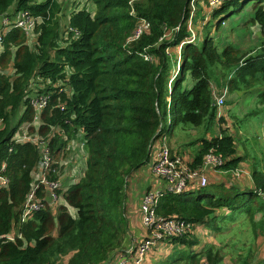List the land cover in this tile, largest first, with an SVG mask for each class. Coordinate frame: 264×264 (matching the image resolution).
I'll list each match as a JSON object with an SVG mask.
<instances>
[{"label": "trees", "instance_id": "trees-1", "mask_svg": "<svg viewBox=\"0 0 264 264\" xmlns=\"http://www.w3.org/2000/svg\"><path fill=\"white\" fill-rule=\"evenodd\" d=\"M69 1L0 0V15L14 10L39 20L32 43L20 28L3 34L0 176L8 183L0 186V264H64V258H68L65 264L107 262L130 247H126L124 191L136 171L147 164L152 171L155 143L166 145L170 159L178 160L188 172L200 170L209 154L222 161L216 171L233 172L245 159L235 156L237 138L222 129L225 120L217 115L214 88L228 94L255 91L258 104L264 105V0H257L249 21L261 29L263 41L243 57L231 46L219 51L212 37L200 46L186 42L190 0H81L67 9ZM238 4L239 0H228L213 10L214 27ZM141 21L148 30L131 41ZM66 28L76 30L77 38ZM166 32L171 34L168 39ZM181 43L177 66L167 49ZM59 81L66 93L57 87ZM41 93L49 95L48 104L37 129L31 126L29 132L50 136V154L58 164L66 159L68 141L82 130L84 173L66 191H58L64 205L51 208L45 201L22 220L39 154L32 144L15 143L13 137L23 124L33 121L28 99ZM255 114L252 111L244 119ZM52 128L61 132L51 135ZM193 130L192 140L179 143L175 150L170 147L175 131L185 139ZM187 148L192 160L183 165L178 156ZM250 178L253 189L208 183L183 194L160 195L157 217L183 221L191 230L193 225H206L217 237V244L203 247L190 240L192 231L167 239L162 244L183 245L186 251L169 256L166 264L256 263L254 241L264 229V206L258 202L264 193V167H252ZM235 216L240 224L232 229L240 238L222 236ZM246 227L251 229L250 239L241 238Z\"/></svg>", "mask_w": 264, "mask_h": 264}, {"label": "built area", "instance_id": "built-area-1", "mask_svg": "<svg viewBox=\"0 0 264 264\" xmlns=\"http://www.w3.org/2000/svg\"><path fill=\"white\" fill-rule=\"evenodd\" d=\"M228 0H207L206 6L209 12L216 10L219 6ZM202 0H190L188 21L186 24L189 37L187 43H195L196 33L193 30V24L196 21L198 8L203 6ZM11 12L0 15V47L2 48L4 35L12 29L20 28L25 31L27 38L32 39L34 36V30L39 24V20L31 17L28 12L14 13ZM12 15V16H11ZM177 29V28H176ZM148 30V24L144 21L139 22L136 26L131 41L137 40L144 32ZM73 33V38L76 39L78 32L66 28V33ZM171 35L170 32L165 33V38ZM183 43L180 44L181 47ZM64 85L68 82L66 78ZM62 81L58 82L60 92L66 93L67 90L62 87ZM49 95L37 94L31 95L28 99V105L32 108L34 117L31 123L23 124L13 137L15 143H30L32 144L39 154V160L35 169L31 173L33 179L30 192L28 193L22 211V220L27 219L32 213L38 211L43 207L44 202L51 208L59 205L61 200L60 192L66 191V186L78 182L82 177L84 171L83 166L80 167L76 161V155L81 154L80 150L84 149V133L82 130L75 134L74 138L68 141L65 147V161L60 163L55 162L50 154L49 140L50 136L42 137L37 131L34 133L29 132L31 126L37 127L40 124V114L45 110L48 104ZM224 95L214 97V104L216 108L224 106ZM60 111L65 110L64 105H60ZM69 124V120L65 122ZM58 131L56 128L51 129V135L54 131ZM63 138L65 136L63 135ZM156 145V153L153 158L152 171L156 177L161 178L165 182V190L167 193L173 195L183 194L189 191L192 187L191 179H197L196 184L198 187H205L208 182L206 177L201 175V171L188 172L183 167L179 166L178 160H171L166 145L158 147ZM70 153V156L67 155ZM58 167H56V165ZM85 164V159H84ZM222 164L219 157L209 154L205 158L204 166L214 169L216 166ZM62 172V173H61ZM7 179L0 176V186H7ZM43 192L42 197L38 196V192ZM264 200V193L261 195ZM156 199L153 195H145L142 205L140 207V216L144 229L146 230L145 239L136 245H131L128 249L119 252L121 257L119 261L114 259L108 260L103 264H143L145 257L153 249L154 246L164 243L169 238H179L188 234L191 231V226L183 221L176 219H164L157 217L155 214ZM11 240V237H8ZM129 257L132 260H129Z\"/></svg>", "mask_w": 264, "mask_h": 264}, {"label": "crops", "instance_id": "crops-1", "mask_svg": "<svg viewBox=\"0 0 264 264\" xmlns=\"http://www.w3.org/2000/svg\"><path fill=\"white\" fill-rule=\"evenodd\" d=\"M92 8V11H94V7ZM210 13L211 12L207 10L206 3H204L203 6L198 9V14L196 16L195 21L197 23V25L195 26L197 31V26H199V24H205L210 21V18L207 17ZM248 18L249 22L252 18V12H249ZM252 28L258 30L260 29L259 27L254 25ZM203 31L204 28L200 31V35ZM213 40L218 46V50L221 51L223 48L219 46L218 42L214 38ZM175 48H178L177 54L172 55L170 52V48L167 49V54L173 62H176L178 66L181 60L180 54L182 47H180V49L179 46ZM171 49L173 50L174 48ZM175 72L176 71H172V74H175ZM221 95H224L225 103L224 106H222L221 108H217V115L218 117H222L225 120V123L222 125V129L225 131V133L227 135L235 136L237 138L235 156L242 157L247 160L248 157L247 155H245V152L251 151L253 152L252 155L254 154V152H256L258 158H264V108L263 105L258 104V97L255 91L228 94L224 89L214 88L213 98L219 97ZM227 99L228 102L226 103ZM252 111H256V114L251 117L253 118L251 120L253 124V136H251V133H245L242 135V131L238 127H233L232 123L237 125V120H242L246 115H248ZM213 132L215 135L218 134V127H215L213 129ZM188 134L191 136V138L185 137L184 139L180 135V133L175 135L171 139L170 147L175 150L176 146L179 143H184L188 139L192 140L196 135V131H190L189 133H187V135ZM210 138V135H207V139L210 140ZM151 150V158H154L156 153V145H154ZM191 158L192 153L188 148L184 150L183 155L180 154L178 156V159H180L183 165L189 164L192 160ZM262 166L264 167V161H262L261 165H258L257 168H262ZM199 171H201L202 176L207 175L206 177L208 179L209 184H226L227 186H235L239 190L253 189V185L250 178V166L246 162L240 163L239 167L233 172H221L218 170L216 171L215 169L204 166V163ZM197 188L198 186L197 184H195L190 190H196ZM165 192V182L161 178H158L153 174V172L151 171V164L145 165L130 176L124 191L125 198L123 205L128 230L126 239L127 248L131 245H134L135 247L145 239L146 230L142 225L140 216V207L142 205L145 195L151 194L157 201L160 195ZM260 199L262 201V206H264V200L262 198ZM69 210H71L69 211L70 214L72 216H75V211L70 208ZM258 219L259 217L257 218V220ZM209 229L210 228L206 225H193L191 230L192 232L190 234V240H195L199 244L198 246L202 247L205 244H217V239H214V237H216L215 233L210 232ZM207 236H211V239L208 240L209 242L205 239ZM254 245L256 247V249H254L258 252L257 258L255 259V264H264V229H262L261 232H259L256 236ZM180 251H186L183 245H178L176 247L174 244L172 246L167 244L166 246L165 244L156 245L145 257L143 264H166L169 256H177L178 252ZM67 259L68 258H64V264L66 263ZM112 259L119 261L121 257L117 254L116 256H113L110 260ZM129 260H132V258L129 257Z\"/></svg>", "mask_w": 264, "mask_h": 264}, {"label": "rangeland", "instance_id": "rangeland-1", "mask_svg": "<svg viewBox=\"0 0 264 264\" xmlns=\"http://www.w3.org/2000/svg\"><path fill=\"white\" fill-rule=\"evenodd\" d=\"M38 1H43V0H38ZM79 0H70L67 4V9H72L73 5L75 4L74 2ZM257 0H239V4L236 5L235 7H231V9L229 11H227V13L225 15H223L224 20L222 21V23H220V25L215 28L214 25L216 23L217 20H211V13L207 16L208 18H210V21L208 23H210L211 25H209L207 28L204 29V31L202 32V34L200 35V31L203 30L204 26L207 23H201L199 24L198 27V31L196 30L195 26L197 25V23L195 22L193 24V30L196 33V41L194 44L196 45H201L200 43H202V41L204 39H206V37H213L219 44L220 47L224 48L225 46H231L234 51L235 54L238 56H242L243 54H250L251 52L255 51L258 49V47L260 46L261 42L263 41V37L261 35V31L260 29H253V25H251L248 22V17H249V12H252L253 7L256 6ZM80 8V7H79ZM70 11V10H69ZM66 15H68V12H65ZM61 17V15H60ZM61 23V28L62 30L64 29V21L62 19L59 20ZM213 32V33H211ZM169 36H167V38H169ZM34 38V36H33ZM33 38L30 39L32 43L33 42ZM61 46H65L64 42H62ZM32 48V46H30ZM180 49V47H179ZM172 49L170 48V52L171 54H177L178 53V48H174L172 51ZM2 51V48L0 47V53ZM37 84L33 85V90H37L38 88L36 87ZM228 102V99L226 100V103ZM264 108V105H263ZM253 118H246V119H242V120H237L235 119L236 124H233V127L235 126L236 128L238 127L241 131H242V135L245 133H251V136H253V124L251 122ZM178 132L175 131L174 135H177ZM255 151V150H252ZM81 154L76 155V161L77 164H79L80 167L84 166V159H85V151L84 149L80 150ZM253 152L251 151H246L245 155H247V160H245L244 162H246L247 164H249L250 166V171L252 169V167H258V165H261L262 161H264V158H258L256 152H254V154L252 155ZM70 156V153L67 155V157ZM263 168V166H262ZM260 169V168H257ZM203 172V171H202ZM204 177H206L205 175H203ZM207 179V177H206ZM197 179H191V183L193 185L196 184ZM208 182V179H207ZM193 185L191 187V189L193 188ZM196 193L194 192L192 197H196L195 196ZM258 202L261 203L262 205V201L259 198ZM59 204H63L64 202L62 200L59 201ZM71 211V210H69ZM237 218L236 216L233 218V223L229 224L227 226V228L224 229L223 231V235L222 236H226V238L229 237H233L236 236L235 231L237 229H232V227H236L238 226V224L240 223H236ZM243 224V223H242ZM247 224V222L245 223ZM216 235V234H215ZM214 236V235H213ZM248 238L250 239L252 237L251 235V229H249L248 227H246V232L245 235L242 236L241 238ZM233 238H240V236H236ZM206 241H208L209 239H211V236H207ZM214 239L216 240V238L214 237ZM209 242V241H208ZM173 244V243H171ZM175 245V244H174ZM166 246V245H165ZM256 249V247H255ZM253 250V256H254V261L257 258L258 252L256 250ZM257 253V254H256Z\"/></svg>", "mask_w": 264, "mask_h": 264}, {"label": "clouds", "instance_id": "clouds-1", "mask_svg": "<svg viewBox=\"0 0 264 264\" xmlns=\"http://www.w3.org/2000/svg\"><path fill=\"white\" fill-rule=\"evenodd\" d=\"M199 8H200V7H199ZM199 8H198V9H199ZM197 14H198V12H197ZM221 23H222V22H221ZM186 29H187V28H186ZM190 44H191V43H190ZM179 46H180V45H179ZM182 46H183V45H182ZM182 46H181V47H182ZM154 247H155V246H154ZM154 247H153V248H154Z\"/></svg>", "mask_w": 264, "mask_h": 264}, {"label": "water", "instance_id": "water-1", "mask_svg": "<svg viewBox=\"0 0 264 264\" xmlns=\"http://www.w3.org/2000/svg\"><path fill=\"white\" fill-rule=\"evenodd\" d=\"M31 81H33V78L31 79Z\"/></svg>", "mask_w": 264, "mask_h": 264}]
</instances>
